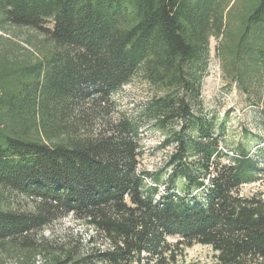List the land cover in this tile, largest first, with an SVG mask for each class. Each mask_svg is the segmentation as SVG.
<instances>
[{
    "label": "trees",
    "instance_id": "1",
    "mask_svg": "<svg viewBox=\"0 0 264 264\" xmlns=\"http://www.w3.org/2000/svg\"><path fill=\"white\" fill-rule=\"evenodd\" d=\"M9 28L41 40L30 51L0 35V251L23 264L43 251L42 264H176L199 245L213 264H264V196L241 194L256 169L223 163L188 99L198 92L190 70L211 38L225 75L262 96L264 0H0V33ZM138 76L161 92L147 113L158 128L181 120L200 135L173 134L170 191L158 199L139 169L140 124L107 117ZM7 193L34 208L10 207ZM65 217L104 248L39 249L38 232Z\"/></svg>",
    "mask_w": 264,
    "mask_h": 264
},
{
    "label": "rangeland",
    "instance_id": "2",
    "mask_svg": "<svg viewBox=\"0 0 264 264\" xmlns=\"http://www.w3.org/2000/svg\"><path fill=\"white\" fill-rule=\"evenodd\" d=\"M0 35L30 51H34L31 45L41 40L34 31L27 29L9 28L7 33ZM219 44L218 39L211 38L207 57L192 66L190 76L197 84L198 92L188 95V99L194 118L200 119L209 129L211 138L219 142L223 163L234 164L245 160L255 167L256 170L247 174L241 194L252 196L258 193L264 196V90L260 98L248 96L239 89L234 79L225 75L218 52ZM158 95H161L160 91L138 76L112 97L113 105L107 114L114 121L126 116L140 124L143 154L139 169L152 175L147 177L146 184L149 188L158 189L157 199L170 191V169L166 170L165 166L176 149L173 134L182 132L188 139H200L198 128L193 123L187 126L185 122L177 120L165 130L158 128L155 117L147 114L154 97ZM183 129H186L185 132ZM152 177L159 180L155 181ZM175 186L173 190L177 191L181 182ZM7 194L8 200L5 202L14 209L31 210L35 206L31 199ZM91 236L82 223L65 217L46 225L35 239L39 249L43 246L52 253L72 251L86 256L93 247L104 248L103 244L91 246ZM43 252L37 256L38 264L48 257ZM213 259L210 248L196 245L185 250L183 256L179 254L176 264H213ZM23 261L19 254L0 251V264H23Z\"/></svg>",
    "mask_w": 264,
    "mask_h": 264
}]
</instances>
